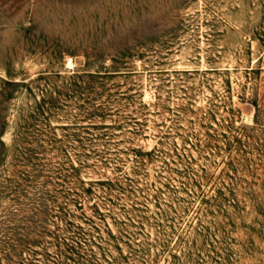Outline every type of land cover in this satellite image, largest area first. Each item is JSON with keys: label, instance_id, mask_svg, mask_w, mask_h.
Listing matches in <instances>:
<instances>
[{"label": "rangeland", "instance_id": "obj_1", "mask_svg": "<svg viewBox=\"0 0 264 264\" xmlns=\"http://www.w3.org/2000/svg\"><path fill=\"white\" fill-rule=\"evenodd\" d=\"M0 264H264V0H0Z\"/></svg>", "mask_w": 264, "mask_h": 264}, {"label": "bare ground", "instance_id": "obj_2", "mask_svg": "<svg viewBox=\"0 0 264 264\" xmlns=\"http://www.w3.org/2000/svg\"><path fill=\"white\" fill-rule=\"evenodd\" d=\"M69 64V63H68Z\"/></svg>", "mask_w": 264, "mask_h": 264}]
</instances>
